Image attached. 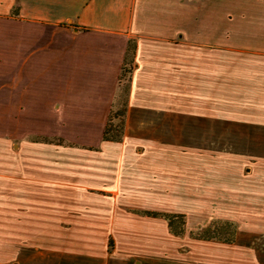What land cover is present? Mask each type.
<instances>
[{
    "label": "crops",
    "instance_id": "crops-1",
    "mask_svg": "<svg viewBox=\"0 0 264 264\" xmlns=\"http://www.w3.org/2000/svg\"><path fill=\"white\" fill-rule=\"evenodd\" d=\"M131 38L123 132L103 139ZM9 45L18 77L59 78L79 114L46 130L12 124L48 149L0 151V264H264V185H238L233 241L188 232L219 244V259L134 245L133 213L116 210L146 207L132 212L181 237L184 224L173 234L142 211L202 205L214 137L264 127V0H0ZM33 131L46 136L25 140Z\"/></svg>",
    "mask_w": 264,
    "mask_h": 264
},
{
    "label": "rangeland",
    "instance_id": "rangeland-1",
    "mask_svg": "<svg viewBox=\"0 0 264 264\" xmlns=\"http://www.w3.org/2000/svg\"><path fill=\"white\" fill-rule=\"evenodd\" d=\"M0 151L36 149L46 150L45 147H33L23 140V134L12 126L16 125L22 131L32 128L46 130L57 127L68 116L76 117L79 112L67 110V102L61 92V80L57 77L34 78L29 75L18 77V63L14 67L11 45L0 48ZM128 65L123 70L117 94L110 108V122L114 124L118 117L114 115L124 100L125 87L128 82ZM125 115V113H124ZM10 124V125H8ZM3 125H6L3 127ZM3 127V128H2ZM218 131L217 128H214ZM264 135V127L229 128L223 137H214L212 147V185L213 196L202 201V205H182L179 207H162L184 213V233L181 237L173 236L167 231L162 219H139L132 210H142L146 207L121 206L116 210L131 212L132 230L137 232L132 242H147L149 247L161 246L165 250L187 247L197 257L201 255L218 258L219 244L197 243L191 241L188 232L204 226L208 221L220 218L229 219L236 225L237 216V187L240 183L264 185V137L254 141L253 135ZM215 135V132H214ZM41 131L26 133V139H39ZM216 138V140H215ZM60 137L52 135V140ZM208 145V144H207ZM32 146V147H31ZM49 149H58L57 147ZM125 213V212H123ZM191 242L192 246L185 243ZM108 249L114 246L115 240L105 237ZM188 250V249H187Z\"/></svg>",
    "mask_w": 264,
    "mask_h": 264
},
{
    "label": "trees",
    "instance_id": "trees-1",
    "mask_svg": "<svg viewBox=\"0 0 264 264\" xmlns=\"http://www.w3.org/2000/svg\"><path fill=\"white\" fill-rule=\"evenodd\" d=\"M135 42L134 39H128L126 43L125 53L121 65V73L126 69V65H128V71H130L132 55L134 52ZM129 79V77H128ZM128 91V82L125 87V96L122 101L120 107L115 110L114 115L118 117L116 123L111 124L110 120V110L107 114V118L105 124L102 129V138L108 140H120L122 132H123V124H124V113H125V105H126V96ZM142 213L148 215H160L163 216L167 221V226L170 232L173 234H180L183 232V224L184 218L183 213L180 212H162L155 210H143ZM236 226L234 222L228 219H213L210 220L205 226L198 229L197 231L192 232V235L201 239H217L221 241H233L235 237Z\"/></svg>",
    "mask_w": 264,
    "mask_h": 264
}]
</instances>
